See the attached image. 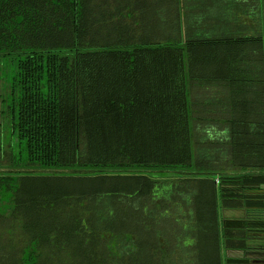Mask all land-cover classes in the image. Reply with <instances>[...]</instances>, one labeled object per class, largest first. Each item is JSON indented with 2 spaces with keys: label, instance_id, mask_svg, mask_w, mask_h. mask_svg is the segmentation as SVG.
I'll list each match as a JSON object with an SVG mask.
<instances>
[{
  "label": "trees",
  "instance_id": "trees-1",
  "mask_svg": "<svg viewBox=\"0 0 264 264\" xmlns=\"http://www.w3.org/2000/svg\"><path fill=\"white\" fill-rule=\"evenodd\" d=\"M202 1L0 0V264H226L258 227L223 226L264 193L213 131L241 65L264 84V39L240 59Z\"/></svg>",
  "mask_w": 264,
  "mask_h": 264
},
{
  "label": "crops",
  "instance_id": "crops-1",
  "mask_svg": "<svg viewBox=\"0 0 264 264\" xmlns=\"http://www.w3.org/2000/svg\"><path fill=\"white\" fill-rule=\"evenodd\" d=\"M208 1L212 3L209 5V10H212L209 16L213 20L209 22L212 24V30H215L213 26L222 23L223 29H221L224 31L225 40L246 39L242 44V52L236 53L240 59L241 55L244 53L247 55L248 51L252 58L257 57L258 35L264 39L263 0ZM234 53L233 51L231 55ZM241 66L244 75L252 76V80L248 79V82L244 83L241 78H237L242 88L238 109H233L229 104V90L227 86L223 88L228 104H223L221 116L218 115L221 119V128L219 125L214 128L213 137L222 140L223 173L232 174L234 177L250 176L249 179L253 180L246 182L245 186L252 191L257 190L255 188L258 187L260 195L264 193V181L261 183L258 181L264 176V171H260L264 170V94L262 93L264 84L258 80L260 79L258 69ZM239 73H242V70H239ZM223 214V226L227 225L228 230L235 227L236 221L253 219L258 222V227L254 228L247 238L240 231L232 229L233 235L231 237L227 235V238L223 239L225 263L264 264V205L259 204L258 209L250 211L230 207L224 210Z\"/></svg>",
  "mask_w": 264,
  "mask_h": 264
},
{
  "label": "rangeland",
  "instance_id": "rangeland-1",
  "mask_svg": "<svg viewBox=\"0 0 264 264\" xmlns=\"http://www.w3.org/2000/svg\"><path fill=\"white\" fill-rule=\"evenodd\" d=\"M200 10H207L208 6L206 5L207 2L206 1H202L200 0ZM187 28L186 26H183L181 28V31H180V36H181V40H188V36H187ZM10 72H11V67L8 68V75H10ZM0 77H1V74H0ZM7 93H8V90L5 88V82L0 78V99H6V96H7ZM10 128L11 127H8L7 129H4L3 131V143L6 145V146H9L10 144V140H11V131H10Z\"/></svg>",
  "mask_w": 264,
  "mask_h": 264
},
{
  "label": "clouds",
  "instance_id": "clouds-1",
  "mask_svg": "<svg viewBox=\"0 0 264 264\" xmlns=\"http://www.w3.org/2000/svg\"><path fill=\"white\" fill-rule=\"evenodd\" d=\"M217 181H219V180L217 179Z\"/></svg>",
  "mask_w": 264,
  "mask_h": 264
}]
</instances>
